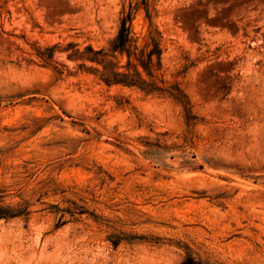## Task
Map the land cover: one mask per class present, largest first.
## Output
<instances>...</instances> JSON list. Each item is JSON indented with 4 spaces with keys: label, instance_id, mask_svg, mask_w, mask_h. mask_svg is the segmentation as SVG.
<instances>
[{
    "label": "rangeland",
    "instance_id": "1",
    "mask_svg": "<svg viewBox=\"0 0 264 264\" xmlns=\"http://www.w3.org/2000/svg\"><path fill=\"white\" fill-rule=\"evenodd\" d=\"M0 264H264V0H0Z\"/></svg>",
    "mask_w": 264,
    "mask_h": 264
}]
</instances>
